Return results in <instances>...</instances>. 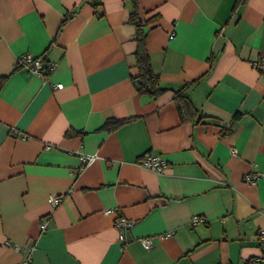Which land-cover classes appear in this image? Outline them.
Returning <instances> with one entry per match:
<instances>
[{
  "label": "crops",
  "instance_id": "obj_1",
  "mask_svg": "<svg viewBox=\"0 0 264 264\" xmlns=\"http://www.w3.org/2000/svg\"><path fill=\"white\" fill-rule=\"evenodd\" d=\"M134 2L166 89L158 97L134 80ZM234 7L0 0V264L25 260L12 246H34L30 264H257L264 71L253 64L264 62V0ZM25 54L54 64L46 79L16 67ZM183 88L197 110L185 119L174 99ZM110 118L132 120L101 131ZM84 155L97 159L83 167ZM147 155L165 171L139 167ZM118 218L133 223L122 240Z\"/></svg>",
  "mask_w": 264,
  "mask_h": 264
},
{
  "label": "built area",
  "instance_id": "obj_2",
  "mask_svg": "<svg viewBox=\"0 0 264 264\" xmlns=\"http://www.w3.org/2000/svg\"><path fill=\"white\" fill-rule=\"evenodd\" d=\"M253 65L257 70L264 71V62L254 63ZM16 67L25 69L36 77L46 79L45 72L51 71L54 68V64H48V66H46V69H45L43 58L34 57L32 55L25 54L16 59ZM62 87L63 86L61 84H56L53 86L54 89H61ZM82 159H83V167H85V166L92 164L97 159V156L96 155H84ZM137 165L141 168H144L146 170H149L157 174L163 173L165 171V168L167 167V163L163 158H161L160 156H154V155H147L143 160L139 161ZM259 177H261L260 174L252 173L246 176L245 180L248 181L249 183H255ZM61 201L62 199L59 196H52L50 200L51 204L55 207L60 205ZM111 213H113L112 210H107L104 212V214H107V215ZM201 221L202 220L200 217L195 216L192 219V224L197 225ZM46 225H47L46 223L42 225L41 227L42 230L46 229ZM132 226H133V223L127 222L124 218H118L115 221V227L117 228V230L120 231L121 235L119 236V238L121 240L124 239L123 232H125L127 229H130ZM259 239H260L261 244L264 246V230L260 231ZM141 243L143 244L145 248H150L152 241L148 238H145L141 240ZM7 245H10V244L7 243ZM12 247L16 251L27 253L25 260L21 264L31 263L32 252L35 248L34 246H27V247L12 246ZM255 262L257 264H264V256L262 258L255 259Z\"/></svg>",
  "mask_w": 264,
  "mask_h": 264
},
{
  "label": "trees",
  "instance_id": "obj_3",
  "mask_svg": "<svg viewBox=\"0 0 264 264\" xmlns=\"http://www.w3.org/2000/svg\"><path fill=\"white\" fill-rule=\"evenodd\" d=\"M134 1V0H133ZM247 0H235V7L236 10L238 7L243 5ZM136 2H134V11L130 15V22L134 24L136 27V50L134 52L135 57V66L138 69V75L135 77L136 87L140 94H146L152 97H158L160 94L166 91L160 84V78L158 74H156L151 66V59L149 52L146 47V40H147V33L144 27L147 24V21H142L138 14L136 13ZM155 17V16H154ZM152 17L151 19H154ZM45 69L48 64L43 59ZM48 74V71L45 72V75ZM188 86V85H187ZM185 86V88L187 87ZM185 90L184 88L175 94V100L177 102L178 112L182 119L189 116L192 113H196L197 110L193 107L190 99L185 95L182 91ZM238 115L235 116V118ZM132 119H115L110 118L108 119L104 125L100 128L101 131L112 132L119 127L125 125L126 123L130 122Z\"/></svg>",
  "mask_w": 264,
  "mask_h": 264
}]
</instances>
